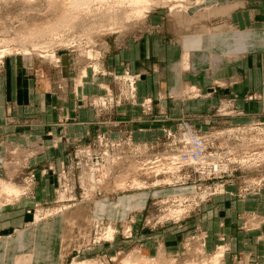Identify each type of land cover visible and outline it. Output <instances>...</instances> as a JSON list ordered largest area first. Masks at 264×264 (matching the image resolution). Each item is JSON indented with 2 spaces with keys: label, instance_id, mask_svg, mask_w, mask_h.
<instances>
[{
  "label": "rangeland",
  "instance_id": "rangeland-1",
  "mask_svg": "<svg viewBox=\"0 0 264 264\" xmlns=\"http://www.w3.org/2000/svg\"><path fill=\"white\" fill-rule=\"evenodd\" d=\"M51 1L63 4L0 0V210L11 204L17 208L23 200L30 203L24 210L31 225L36 216L55 225V234L46 242L34 237L32 250L38 252L26 255V264H47L49 246L57 238L63 242L60 264H123L137 255L160 264H210L220 248L221 257L213 264H264L262 59L260 67L251 70L253 87L247 93L221 97L206 114L184 117L179 116L181 103L200 108L211 92L183 82L170 96L165 86L151 95L143 77L148 79L152 61L144 67L138 64L135 71L127 65L143 41L178 45L181 39L183 44L207 38L200 50L203 58L182 69L209 75L218 64L204 51L214 44L211 34L232 31L234 55L225 56L244 67L245 60L258 54L246 52L243 29L234 24L230 11L249 23V31L264 30V0H236L231 7L212 6L218 0H151L140 18L116 21L110 18L109 7L114 5L94 4L71 28L58 33L53 30L60 11L55 5L48 8ZM15 71L22 72L24 80L49 79L67 102L75 77V91L84 87L83 93L74 94L76 106L110 112V117L126 108L129 117L143 119L138 122L142 127L148 119H165V107L174 100V120L155 127L157 136L151 142L135 134L140 124L110 123L88 130L76 126L77 132L54 136L37 124L42 114L37 102L19 106L8 94L7 76L12 78ZM102 77L107 78L104 86L93 83V89L86 90L85 81L100 82ZM243 80H219L213 87L239 86ZM188 130L210 138L221 173L206 178L192 167L175 166ZM4 186L18 190L19 198L4 192ZM58 211L63 213L55 216ZM30 246L27 237L23 247Z\"/></svg>",
  "mask_w": 264,
  "mask_h": 264
},
{
  "label": "crops",
  "instance_id": "crops-1",
  "mask_svg": "<svg viewBox=\"0 0 264 264\" xmlns=\"http://www.w3.org/2000/svg\"><path fill=\"white\" fill-rule=\"evenodd\" d=\"M236 0H218L214 5H227L229 7L235 4ZM246 14V13H245ZM230 17L233 18V22L235 25H239L240 29H243V34L246 40L247 49L248 51H254L257 53V56H253L248 60H245L244 67H239L237 61L233 59H228L226 53L229 56L234 55L233 51H231L233 47V32H218L213 33L214 44H211L209 49L204 50L210 57H216L218 64L216 69L212 70L209 75L205 74V70H199L197 74H192V72L188 70H173L177 63H179L181 56L184 52V46L182 44V39L180 44H170V45H160L158 44L157 40H152V43L147 41H143L140 45L141 51L138 52V55H133L131 58L128 59L127 65L128 68L132 71L136 70L138 64L141 66H145L149 64L148 61H152L151 73L147 77H143L145 82L148 83L149 86V94L156 95L159 93V87L165 86V93L166 96H170L174 88L180 87L183 82L190 83V85H194L197 87L204 88L206 93L211 92V95L207 96V99H198V101L204 100L201 107V103L199 104L200 108L191 109L189 103H181L180 107V115H193L196 114H206L211 108L215 107L218 104V101L221 97L224 96H232L234 93H238V97L243 93H247L248 90H251L253 87L252 78L254 75L252 74L251 70L253 68H259L261 61L264 63V30H248V22L238 21L241 18V15L237 14L235 10L230 11ZM238 21V23H237ZM232 22V21H231ZM262 35L263 37H255V36ZM189 37V36H188ZM193 37V36H192ZM259 42V43H258ZM261 54V56H260ZM262 59V60H261ZM261 60V61H260ZM142 71V70H141ZM144 72V71H143ZM249 72V73H248ZM22 72H18L10 78L7 76V88L8 94L14 96V101H19V106L23 105L25 102L33 103L37 102V108L39 109L42 114L38 118L37 124L43 126V131L46 130V133H51L52 135H61L65 133L67 136V131L74 133L77 132L76 126L83 127L85 130H88L90 127H108L110 123H116L124 126H135L139 125V129L134 128L135 134H141L142 139H146L147 141L151 142L152 136H157L155 131V127H160L161 122L163 124H171V120H174V110L172 109V101H168L166 108V116L165 119L156 118L153 120L148 119V123L145 124L146 126L142 127L141 123H138L137 115L134 114V117H129L125 113L126 108H118L116 109V114H113V117H110L108 113H101L95 108H88V107H79L78 105L73 102L75 92L78 94L83 93L84 87L80 90L77 88L75 91V81L76 78L72 79L73 87L70 92V102L63 100L66 98V95L63 97H59V94L55 92V89L52 88V84L49 79L47 78H30L24 80L22 78ZM41 76V75H40ZM264 76V75H263ZM232 78H244L243 81L240 82V85L237 86L236 83L229 84L224 87H213L216 81L224 80V79H232ZM264 79V78H263ZM99 81L93 80L91 78L89 81H85V88L93 89V83H101L104 86L106 83L107 78H100ZM214 82V83H213ZM211 87H213L211 89ZM102 89V93H104ZM163 91V90H161ZM241 93V94H240ZM93 95V94H91ZM174 99V98H173ZM62 100V101H61ZM205 100H208L207 102ZM65 101V102H64ZM205 102L207 106H205ZM167 103V102H166ZM261 107L264 110V104L261 103ZM260 108V107H259ZM136 110V109H135ZM178 116V117H179ZM54 125V126H52ZM150 129V130H149ZM105 130V129H104ZM131 130V129H129ZM69 133L71 136H73ZM76 135V133L74 134ZM154 136V137H155ZM43 191V188H42ZM38 194V192H37ZM40 198L44 196V193H39ZM38 196V199H39ZM15 208L14 204L9 206H5L0 210V241L4 239L15 240L18 236V233L25 231V237H29V228H31V220L28 216H30L24 208L29 207L30 203H26L23 200L19 201ZM52 219H50V222ZM61 233H64V225L61 226ZM28 234V235H27ZM63 242H61L60 238L53 239L49 246L50 256L47 260V264H60L61 259V247ZM7 252L13 254H17L19 256L20 253L13 248L10 250H6ZM3 252V251H2ZM1 252V253H2ZM19 253V254H18ZM24 255H20L22 260L19 264H26L27 257ZM10 264L12 261L9 262ZM46 263V262H45ZM43 264V263H42Z\"/></svg>",
  "mask_w": 264,
  "mask_h": 264
},
{
  "label": "bare ground",
  "instance_id": "bare-ground-1",
  "mask_svg": "<svg viewBox=\"0 0 264 264\" xmlns=\"http://www.w3.org/2000/svg\"><path fill=\"white\" fill-rule=\"evenodd\" d=\"M62 1H63L62 6L60 3L57 5L54 1L49 2L50 5L48 8H50V6L52 7V5H55L54 6L55 9H59V11H60V14H59L58 19H57V21L59 23V25L57 24L58 27L56 26V24H53L56 26L55 30H53V28L49 26L51 28L50 30L55 31V33H58V30L60 28H61L60 30H62V28L68 29L70 27V25H72V24L74 25L75 24L74 21H76V19L79 17V15L81 13L84 14V12L85 13L89 12L92 5H94V4H98L100 6H106V7L109 6L110 4L114 5L115 7H109L110 10L113 11V13L110 15V18L113 19V21L114 20L116 21V20H121V19L122 20H129L130 18H133V17L134 18H140L141 15L143 14L144 10L148 9L146 7H148L150 5V2H151V0H110V1L109 0H62ZM166 1L169 2L172 0H166ZM57 21H56V23H57ZM77 21H78V19H77ZM48 28H47L48 31L47 30L46 31L50 34L51 32H49ZM38 31L39 32L41 31L40 36H43L42 31H44V30L41 29ZM43 33H45V31ZM52 33H54V32H52ZM55 33H54V35H55ZM37 34H39V33H37ZM32 35H34V34L32 33ZM32 35H31V33L29 34V36H32ZM50 35L54 36L53 34H50ZM34 36L37 37V35H34ZM35 37H33V38H35ZM39 39H40V37H39ZM33 40H38V39L35 38ZM63 41H61V43H63ZM206 41H207V38H204V39L199 38L198 40H194V41L189 40V41L184 42L183 43L184 52L181 56V62L176 64L174 66V68L177 71H180V69L183 70L182 69L183 67H188L190 65V61L203 58V54L202 55L200 54V50H202V48H201L202 46H205V45L207 46V43L209 41H207V42ZM26 55H29V53L27 52ZM186 136H187V140H189L188 145H187V149L189 146V152L185 153V152L181 151V153L179 155V159H178L177 163L175 164V166H177L178 169L181 170V168L183 167V163L187 162L190 165H194L195 166L194 168H197L196 167L197 165L201 166V167H206L209 163H211V165H213V168L215 170H217V172L223 170V166H221V164L217 160L216 153L211 154V155H208L207 153H203L201 155L199 148L198 147L196 148V145H194V143L191 142L190 133H186ZM203 138H205V137H203ZM205 139L208 141L210 138H205ZM209 141H208V143H209ZM182 150H183V148H182ZM198 152H200V153L197 154ZM183 154H187L185 160H182ZM192 154H195L196 158H193ZM219 164H220V167L218 166ZM3 190H4V192L9 193L10 195H14L16 199L19 198V191L18 190H15L9 186H4ZM60 210H62V209H60ZM62 213H63L62 211H58L57 213H55V216L61 215ZM35 221H36V224L30 226L31 229L32 228L34 229V231H32V230L29 231V241H30V245H31L30 247H26L25 249L23 247V246L27 245V237L24 236L25 232L18 233V236L15 240H2V241H0V264H9L10 261H12L11 264H17L19 262V260H22V257H20V255L16 256L17 254H15V255H14V253L11 254V253L7 252L6 250H10V248H13L14 250L16 249L20 254L25 253V255H27V257L29 256V254L35 255V253L38 251L32 250L33 249L32 243L34 242V237L38 236L39 242L41 243V242H46L45 240L49 239V236H51L52 234H55L54 222L40 221L39 216L35 217ZM112 232H113L112 228H109L108 234H112ZM222 250H223L222 248L219 249V251L216 253V255L211 259L210 264H213L214 261H217V258L221 257V254L223 252ZM21 255H24V254H21ZM31 259H32V257L30 258V260ZM43 264H45V261ZM75 264H89V263L80 262V263H75ZM123 264H160V262L158 260H149V259H146L145 257L137 255V256H131V257L126 258L123 261Z\"/></svg>",
  "mask_w": 264,
  "mask_h": 264
},
{
  "label": "built area",
  "instance_id": "built-area-1",
  "mask_svg": "<svg viewBox=\"0 0 264 264\" xmlns=\"http://www.w3.org/2000/svg\"><path fill=\"white\" fill-rule=\"evenodd\" d=\"M186 132H189L190 133V140H191V142L194 143V145H196V148L197 147L199 148V150L201 152V155L203 153H207L208 155L214 154V152L211 153L210 147H209V143H208V141L205 138L198 137L196 134H194L192 132V130H188ZM188 142H189V140H187V136H186V133H185L184 141H183V144H182V148H183L182 151L185 152V153H188L189 152V146H188V149H187ZM200 152H198L197 154H199ZM186 155L187 154H183L182 160H185L186 159ZM192 157L193 158H196V155L195 154H192ZM218 166L220 167V164ZM187 167L194 168L195 166L194 165H190L187 162L183 163L182 169L187 168ZM196 167L197 168H194V169L197 171V173H199L201 176H204L206 178H207V176H213L214 174L221 173V171H218L217 172V170H215L213 168V165H211V163H209L206 167H201V166H198V165ZM209 174H211V175H209Z\"/></svg>",
  "mask_w": 264,
  "mask_h": 264
}]
</instances>
